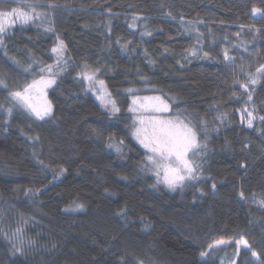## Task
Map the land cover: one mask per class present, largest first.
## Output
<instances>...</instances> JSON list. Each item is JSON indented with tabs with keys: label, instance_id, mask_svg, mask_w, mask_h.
Returning <instances> with one entry per match:
<instances>
[{
	"label": "trees",
	"instance_id": "16d2710c",
	"mask_svg": "<svg viewBox=\"0 0 264 264\" xmlns=\"http://www.w3.org/2000/svg\"><path fill=\"white\" fill-rule=\"evenodd\" d=\"M33 4L44 15L15 25L0 44V264H257L248 250L236 256L234 244L208 247L240 238L264 264V76L248 80L264 65V0H12L0 8ZM58 40L67 66L41 121L10 92L54 65ZM84 65L99 69L119 108L115 122L78 76ZM144 86L196 124L212 110L227 117L200 135L201 175L183 189L135 175L144 152L119 119L127 89ZM245 107L256 109L252 128L239 117ZM74 201L83 209L65 211ZM18 228L32 241L22 253L13 248Z\"/></svg>",
	"mask_w": 264,
	"mask_h": 264
},
{
	"label": "snow or ice",
	"instance_id": "6c2138e0",
	"mask_svg": "<svg viewBox=\"0 0 264 264\" xmlns=\"http://www.w3.org/2000/svg\"><path fill=\"white\" fill-rule=\"evenodd\" d=\"M5 2H12V0H0V4ZM30 11L23 10V7H13L10 10L0 9V44L3 43L4 34L9 32L17 23L28 24L30 21H34L43 13L36 11V6L29 5ZM259 11L258 8L253 7L252 13L255 15ZM129 27H134V24H130ZM45 31H53L51 27H45ZM143 35V34H142ZM128 44H123L122 49L126 50ZM52 53L56 58L54 65H48L46 67L41 66L39 69L40 78L34 79L31 84H28L23 90H17L10 92L11 100L14 102V106H18L27 111L30 115L34 116L37 120H44L52 113V107L49 102L45 100L43 104L34 103V94L40 92L43 94V89L51 87L56 83V77L67 66V48L62 40H58L55 47L52 48ZM195 51L189 52V55H196ZM207 55V53L205 54ZM228 54L225 52V60H228ZM151 62V61H150ZM33 69L31 65L25 68V72H31ZM99 69L91 70L88 65H84L82 72L78 73V76H82L83 80L88 84V90H96L99 87L100 92L96 93L97 98L101 100V106L106 111H111L115 114L119 111L114 100L108 99L110 95L105 91V84L103 80L97 78L96 73ZM45 73L48 74L47 78ZM264 76V65L257 68L255 74H249L248 80L251 84L255 85L258 78ZM2 83V82H0ZM241 88L248 91L247 84H240ZM127 91L132 94L134 90L129 88ZM103 93L101 95L100 93ZM248 101L252 100V95L249 93ZM111 105V108H108ZM12 108L9 107L7 112L9 116L12 114ZM130 112H140L141 116L137 123L132 126V136L145 150L143 171L151 173L156 180V184H163L169 191H176L177 189H183L188 182L196 181L200 178L202 164L197 157L203 159L206 156L205 149L206 143H201L200 133L203 132L204 139L207 138V122L201 121L199 125L193 123L191 119L185 115L184 112L177 110L175 115H169L162 117V113H171L172 109L170 104L165 102L160 96H141L134 94L132 96V104L128 109ZM242 112L247 113V126L253 127V122L257 118L256 109L253 107L249 110L247 107L242 109ZM143 113H149L150 115L144 116ZM223 116H218L217 119L223 121ZM259 119L264 121V116H260ZM6 122V121H5ZM123 144V141H120ZM108 147H115V150L119 153L121 148L115 146L112 143L108 144ZM64 170L61 169V173ZM243 197V193H241ZM264 204V202H262ZM83 204L73 202V205L66 208L65 211H77L82 210ZM14 238L17 243L13 244L15 252L22 253L25 243L31 244L32 241H25L23 239V230L18 228L14 233ZM228 241L218 240L214 244H209L208 247L214 248L216 245L226 244ZM236 250L239 253L241 247L251 252V256L256 258L257 264H259L260 257L255 250H252L249 243L240 238L235 241ZM205 255V253H201Z\"/></svg>",
	"mask_w": 264,
	"mask_h": 264
},
{
	"label": "rangeland",
	"instance_id": "374dc122",
	"mask_svg": "<svg viewBox=\"0 0 264 264\" xmlns=\"http://www.w3.org/2000/svg\"><path fill=\"white\" fill-rule=\"evenodd\" d=\"M0 9H2V8H0ZM3 9H6V8H3ZM6 10H10V9H6ZM16 25H21V24H20V23H17ZM4 35H5V34H4ZM52 55H53V53H52ZM53 58H54V64H55V63H56V58H55L54 55H53ZM44 75H45V77L47 78L48 74L45 73ZM39 78H40V77H38V78H34V79H37V80H38ZM34 79L28 81L27 84H26L24 87H26L28 84H31L32 81H33ZM99 80H100V79H99ZM86 84H87V82H86ZM53 85H54V84H53ZM53 85H52V86H53ZM52 86H51V87H52ZM24 87H23V88H24ZM51 87H48V88L43 89V94H41L40 92H36V93L34 94V103L40 105V104H43V103L45 102V100H46L47 102L50 103V101H49V97H48V92H49V89H50ZM23 88H21V89H19V90H23ZM87 88H88V84H87ZM88 91L90 92V94L92 95V97L97 101V103L99 104V106H100V107H101V108H102V109L108 114L110 120L113 121V122H115V121L117 120V113H118V112H116L115 114H113V113H111L110 110H109V111H106L105 108L101 106V100L97 98V94H96V93L100 92L99 87H97L96 90H88ZM105 91H106L108 94H110V92L108 91V89H107L106 86H105ZM100 94L103 95L102 92H101ZM134 94H139V95H141V96H144V95H147V96H160L162 99H164V98H163L161 95L154 93L153 90H152L150 87H147V86L142 87L140 90H134V93H132V94L129 95V104H128V107H127V109H126V116H123L121 119H119V120H121V123H124V124H125V127L127 128L128 133H129V136L131 137V139H132V140H133V141H134V142H135V143H136V144H137V145L143 150V152L145 153V150L140 146V144H139V143L136 141V139L132 136V126H133L134 123H137V125H138V119H137V118H138L139 116H141V113H140V112L133 113V112H130V111L128 110V109H129V106L132 104V96H133ZM107 98L113 100V98L111 97V95H109ZM164 100H165V99H164ZM165 102H166V100H165ZM50 104H51V103H50ZM51 107H52V106H51ZM108 108L110 109V108H111V105H108ZM170 108H171V107H170ZM238 113H239V117H240V119L242 120V122H244V124H246V126H247V113H246V112H242V109H241V111L239 110ZM143 115H144V116H148V115H150V114H149V113H143ZM155 115H160V116H162V117H167V116H169V115H173V114H172V113H162V114H155ZM218 116H223V117H224V118H223V121H221L220 119H217ZM33 117H34V116H33ZM48 117H49V116H48ZM48 117H45V119L48 118ZM211 117H212V118H211ZM34 118H35V117H34ZM188 118L191 119V120L193 121V123H195V122H194V119H193L192 117L188 116ZM226 119H227V117H226L225 113H221V112H217L216 110H215V111L212 110V111H211V114H210V118H209L208 121H207V129H208L207 137L209 136L210 133H213L214 131H216L217 129H219V128H220L219 126H223V125L225 124L224 121H225ZM254 121H255V120H254ZM200 122H201V121H200ZM200 122H198L197 125H199ZM253 123H254V122H253ZM195 124H196V123H195ZM200 135H202V137H204V136H203V132H201ZM113 145H115V146H119V147L121 148V145H120V144H113ZM113 148H115V147H113ZM143 163H144V154H143L141 160L137 163V168H136V171H135V173H136L135 175H136L137 177H140V176H143V175H149V176L155 178L151 173L142 170V168H143ZM160 185L164 186L163 184H160ZM164 187H165V186H164ZM228 242H229V243H226V244L216 245L214 248H211L210 250H216V249H220V248H225V247H228V246L231 245V244H234V245H235V248H236V244H235L234 241H228ZM241 250H246V249H243V247H241ZM241 250H240V251H241ZM238 254H239V253H238L237 250H236V256H237ZM201 259H202V260H206V259H207V255H206V254L203 255V256L201 257ZM222 264H224V263H222Z\"/></svg>",
	"mask_w": 264,
	"mask_h": 264
}]
</instances>
